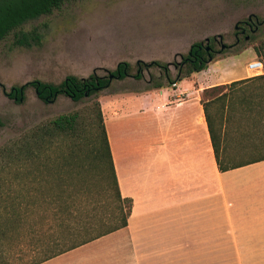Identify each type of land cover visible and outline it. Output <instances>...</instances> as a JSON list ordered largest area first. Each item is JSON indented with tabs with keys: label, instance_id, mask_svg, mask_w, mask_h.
I'll list each match as a JSON object with an SVG mask.
<instances>
[{
	"label": "crops",
	"instance_id": "obj_1",
	"mask_svg": "<svg viewBox=\"0 0 264 264\" xmlns=\"http://www.w3.org/2000/svg\"><path fill=\"white\" fill-rule=\"evenodd\" d=\"M225 59L175 87L114 94L107 134L128 225L39 264H264V67L249 69L256 53L241 69Z\"/></svg>",
	"mask_w": 264,
	"mask_h": 264
},
{
	"label": "rangeland",
	"instance_id": "obj_2",
	"mask_svg": "<svg viewBox=\"0 0 264 264\" xmlns=\"http://www.w3.org/2000/svg\"><path fill=\"white\" fill-rule=\"evenodd\" d=\"M250 16L264 20V0H72L51 14L26 23L0 41V149L41 123L76 114L78 136L60 140L62 152L74 149L72 160L76 165V172L63 184L67 190L62 196L77 210L73 225L90 223L93 228L85 234L86 239L117 227L122 222L120 203L112 187L109 165L98 157L104 151L98 113L104 115L110 137L114 94L158 90L157 83L164 77L162 70L156 67L145 70L143 80H114L111 87L80 102L59 96L56 101L45 103L34 88L27 90L26 100L20 103L7 94L13 87L36 80L59 84L69 75L88 78L96 70L100 76H109L121 62L130 63L133 73L140 61L181 62L196 42L208 45V38L222 36L223 44L235 43L236 25ZM34 31L38 39L31 46L15 45L19 32ZM222 43L214 42L216 51H221ZM241 43L244 50L236 54L235 49L218 53L215 62H221L217 65L227 66L228 57L241 69L254 58V47L259 48L264 63V24L250 40L242 38ZM170 69L175 77L176 69L174 66ZM32 176H28V187L34 193L37 185L31 182ZM1 178L2 207L6 197H15L22 189L21 178L15 171ZM20 250L23 252L16 264H29L40 257L29 252L26 245L14 252Z\"/></svg>",
	"mask_w": 264,
	"mask_h": 264
},
{
	"label": "trees",
	"instance_id": "obj_3",
	"mask_svg": "<svg viewBox=\"0 0 264 264\" xmlns=\"http://www.w3.org/2000/svg\"><path fill=\"white\" fill-rule=\"evenodd\" d=\"M69 1L72 0H0V41L26 23L53 13L54 10L61 8ZM15 38V45L29 47L33 40L38 39V35L35 34V31L32 33L19 32ZM214 42V38H212L209 51L204 42L194 43L188 54L182 56L181 62L144 63L140 61L136 73H133L130 63L121 62L109 76H100L96 70L88 78L69 75L59 84L36 80L19 87H13L7 95L20 103L26 100L27 90L34 88L38 98L45 103L54 102L59 96L80 102L86 97H91L111 87L114 80L123 81L128 78L143 80V72L154 67L160 68L162 74L164 73V77L159 80L156 89L171 87L173 84L191 77L194 73L204 71L211 62L215 61L218 53L226 51H215ZM241 45L242 43H239L235 47L227 48V52L235 49L233 53L236 54L244 50ZM254 50L261 57L259 48L254 47ZM171 66H174L177 71L175 77H172ZM111 76H114L112 80ZM218 90L221 88H215L212 92ZM208 104L205 103V110L218 168L220 172H227L235 167H227L225 160L221 158V129L208 114ZM98 119L101 124L104 146V151L99 153L98 157L101 161L104 159L103 161L109 165L112 187L120 203L121 224L89 239L85 238V234H89L93 229L90 223L73 225L72 219H75L77 210L73 206L71 207L62 195L67 190L63 187V184L67 183L66 179L76 172V165L72 160L75 151L70 149L68 153L62 152L60 140L63 138L72 140L78 136L79 120L76 114L62 115L35 126L18 140L0 149V181L3 180L2 175L15 171L21 178L22 189L17 196L6 197L4 206H0V264H16L23 250H20L19 253L14 251L22 245H26L29 252L40 255L38 259L32 260L29 264H39L127 227L133 201L124 199L121 195L104 115L101 111L98 113ZM30 174L34 175L31 182H36L37 185V190L32 191L34 193H31V188L28 187ZM48 176H51L52 179ZM38 218H40V222Z\"/></svg>",
	"mask_w": 264,
	"mask_h": 264
},
{
	"label": "flooded vegetation",
	"instance_id": "obj_4",
	"mask_svg": "<svg viewBox=\"0 0 264 264\" xmlns=\"http://www.w3.org/2000/svg\"><path fill=\"white\" fill-rule=\"evenodd\" d=\"M263 24H264V20L260 21V19H258L257 17L254 18L253 16H250L246 21L240 22L236 25L235 43H233L231 45H225L222 43L223 40H216L215 38H214V41L215 42L219 41L220 43H222L221 51H223V50L225 51V50H227V48H232L233 46L235 47L236 45L241 43L242 38H244L245 41L250 40L252 35L256 34ZM224 45L226 47H225V49L222 50V47ZM208 47H209V49L211 48L210 43L207 45V50L209 51ZM221 51H217V52H221Z\"/></svg>",
	"mask_w": 264,
	"mask_h": 264
},
{
	"label": "built area",
	"instance_id": "obj_5",
	"mask_svg": "<svg viewBox=\"0 0 264 264\" xmlns=\"http://www.w3.org/2000/svg\"><path fill=\"white\" fill-rule=\"evenodd\" d=\"M263 62L261 61H254L252 63L249 64V69L252 70V71H260V70H263ZM173 86L175 87L176 84H173Z\"/></svg>",
	"mask_w": 264,
	"mask_h": 264
},
{
	"label": "water",
	"instance_id": "obj_6",
	"mask_svg": "<svg viewBox=\"0 0 264 264\" xmlns=\"http://www.w3.org/2000/svg\"><path fill=\"white\" fill-rule=\"evenodd\" d=\"M215 39H216V40H223V37H222V36H219V37H215ZM207 43H208V44L210 43V39H209V38L207 39ZM225 47H226V46L224 45V46L222 47V50L225 49ZM208 49H209V47H208ZM113 77H114V76H111V77H110L111 80L113 79Z\"/></svg>",
	"mask_w": 264,
	"mask_h": 264
}]
</instances>
